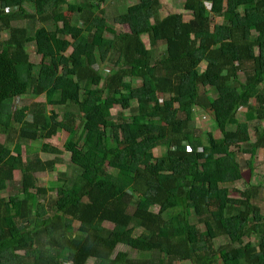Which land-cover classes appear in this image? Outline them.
Here are the masks:
<instances>
[{
    "label": "trees",
    "instance_id": "16d2710c",
    "mask_svg": "<svg viewBox=\"0 0 264 264\" xmlns=\"http://www.w3.org/2000/svg\"><path fill=\"white\" fill-rule=\"evenodd\" d=\"M107 1L0 0V136L7 143L0 141V194L14 183L16 167L24 170L20 193L0 195V264H220L214 240L221 236L235 264H264V213L255 202L264 183L239 198L227 187L254 169L255 152L264 148V0H235L242 10L233 12L224 0H184L187 21L179 13L160 18L163 0H137L114 20L129 32L107 26ZM65 10L79 14L80 25L61 28ZM214 18L227 37L211 27ZM143 36L151 46L165 43L166 53L153 60ZM29 46L41 57L35 70ZM89 55L115 66L102 87ZM129 78L142 83L134 87ZM16 93L46 102L20 95L6 112V98ZM49 104L68 108L62 121L55 110L47 113ZM111 105L130 113L114 117ZM193 107L210 116L218 137L194 127ZM60 130L73 139L83 132V154H72L74 171L59 173L50 186L56 196L46 203L48 188L34 180L61 163L40 156L61 154L43 142ZM33 141L43 142L40 150L17 160ZM161 144L169 145L165 156L154 153ZM209 200L216 210H208ZM169 211L175 224L166 226ZM75 222L79 235L69 234ZM120 245L129 251H117Z\"/></svg>",
    "mask_w": 264,
    "mask_h": 264
},
{
    "label": "rangeland",
    "instance_id": "374dc122",
    "mask_svg": "<svg viewBox=\"0 0 264 264\" xmlns=\"http://www.w3.org/2000/svg\"><path fill=\"white\" fill-rule=\"evenodd\" d=\"M137 0H108L107 4H103V8L106 10V17H107V26L111 28H115L118 31L122 30L124 32H129V26L128 25H121L117 24L114 20L115 17L119 16V14L122 11H125V9L133 5ZM183 3L184 0H163L162 1V6L159 11V17L164 18L168 16L169 14L173 13H179L183 15V19L185 21L189 20L191 17V13L189 11L184 10L183 8ZM28 7H23L22 9H25ZM30 8V7H29ZM223 9L225 11L233 12V11H240L242 8L237 7L235 0H224L223 1ZM81 19L80 15L70 11V10H65L64 11V20L63 22L60 23L61 28H72L74 26L80 25ZM30 23L28 22H13V25H28ZM219 25L221 28V31L225 37H227V32L226 29L221 25V20L219 18H214L212 21V25ZM39 26V24L37 25ZM8 38V31H3L1 34V39L5 40ZM70 38V37H68ZM143 40L146 44V46L152 51V56L153 60H158L161 58L165 53H166V44L165 43H158L156 46H151L149 39L147 36H143ZM72 49L68 51L67 54H70ZM27 52L31 55V62L33 69L35 70L38 68L40 65L41 57L38 56L35 53V48L33 46L27 47ZM233 52V51H232ZM89 63L95 67L98 68L99 70V77L95 80V84L97 86H103L105 77L107 74L110 73V68L112 65L105 66L104 64H99L98 59L94 55H89ZM205 62H202L200 64V71H202L205 68ZM60 69L58 68V71ZM127 80H130L132 85L134 87H139L142 83L140 78H129ZM238 80L240 82L244 81V75L239 72L238 73ZM203 92L204 89H201ZM21 95V96H20ZM20 96V100L28 101L29 103L32 102H42L45 103L46 99L45 97L42 96H37L33 94H18L16 93L12 97H8L5 100L4 103V108L6 112H13L15 110L16 104L19 103L17 101L18 99L16 97ZM60 95L57 94L55 97V100H59ZM132 106L136 107L137 103L136 101H132ZM47 113L49 114L51 111L55 110L56 113L59 115V120H63V116L68 108L65 106H56V105H47ZM164 108V107H163ZM193 121H194V127L198 128L201 134H205L208 132H211L215 137H218V131L216 130L215 124L213 120L210 118V116L205 113L204 111L193 107ZM76 111L75 109H73ZM125 112L126 114H129V110H123L119 105H111V112L114 117H117L120 112ZM244 111L245 109H240L237 112V119L240 122H244ZM80 129V123L79 120L75 126V128ZM260 127L264 128V120L260 122ZM250 136H251V141H254V135L252 130H250ZM84 137H83V132L81 130H78V134L76 137L73 139V134L67 133L65 131L60 130L56 136L53 138L43 141L46 143H50L51 145L59 148L61 150V154L56 156V155H45L43 153H40V156L45 159V160H53L54 158H59L61 160L60 164H57V166L54 168V170H47L45 172H39L36 174V178L34 180V185L35 186H46L48 188V196L45 199V202H49L51 197L56 196V188L50 187L52 186L53 182L57 180L59 173H66V174H71L74 171V167L71 164V156L74 152L77 153H82V147L84 144ZM0 141L3 143H6V136L1 135L0 136ZM41 141H33L30 142L29 144H25L22 147V152L20 154H16V159L22 158L23 162H26L27 158H29L31 153L39 151L43 144ZM7 144V143H6ZM9 144V143H8ZM11 145V144H10ZM14 145V144H13ZM13 145L11 146L13 148ZM169 145L168 144H161L160 146L157 147V149L154 151L155 155L157 156H165L168 152ZM243 159H249L251 156L249 154H244L241 156ZM253 170L249 171L248 169L244 168L242 170V178L230 185H228V190H229V196L232 198H239L240 197V191L246 189L250 185L258 186L260 184L264 183V148L258 149L255 152L254 155V160H253ZM24 173V170H21L19 167H16V170L14 172V183L3 193L0 195L3 196H8L9 194H15V193H20V183L22 180V175ZM256 204H258L261 208V211L264 213V189L260 191V199L255 201ZM48 213L52 214L53 213V206L51 204H44ZM218 207V202L216 200H209L207 202V208L210 211L216 210ZM154 211H158V208H153ZM173 214L172 212L169 211V215L165 216V223L167 225H173L175 224V219L172 217ZM200 231L201 235L203 238L206 237V232L204 229V226L200 225ZM69 234L71 235H79L81 234V231L79 230V223L75 222L74 225H72L69 229ZM257 237L255 235H252L249 239H247V242L245 244V247H250L253 246ZM230 245V242L226 236H221L217 239L214 240V247L218 250V260L220 264H235L237 262L236 257L231 256L228 252L227 249L228 246ZM119 250H126L129 251L128 248L125 246H119L117 248V251ZM132 257H137L138 253L135 251L131 252ZM140 257H146L144 255ZM94 260L91 259L89 261V264H93Z\"/></svg>",
    "mask_w": 264,
    "mask_h": 264
},
{
    "label": "built area",
    "instance_id": "2783aa9c",
    "mask_svg": "<svg viewBox=\"0 0 264 264\" xmlns=\"http://www.w3.org/2000/svg\"><path fill=\"white\" fill-rule=\"evenodd\" d=\"M1 263V262H0ZM60 264H71L70 262H62V263H60Z\"/></svg>",
    "mask_w": 264,
    "mask_h": 264
}]
</instances>
